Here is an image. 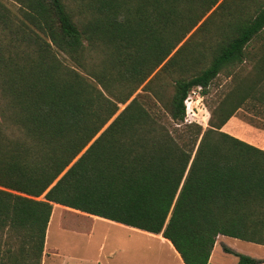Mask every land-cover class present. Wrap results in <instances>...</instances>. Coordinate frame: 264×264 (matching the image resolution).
I'll list each match as a JSON object with an SVG mask.
<instances>
[{
	"label": "trees",
	"instance_id": "obj_1",
	"mask_svg": "<svg viewBox=\"0 0 264 264\" xmlns=\"http://www.w3.org/2000/svg\"><path fill=\"white\" fill-rule=\"evenodd\" d=\"M12 1L34 35L0 57V264H41L54 205L161 234L183 264L218 236L264 246V148L222 130L264 129V0ZM220 74L208 127L184 123Z\"/></svg>",
	"mask_w": 264,
	"mask_h": 264
},
{
	"label": "rangeland",
	"instance_id": "obj_2",
	"mask_svg": "<svg viewBox=\"0 0 264 264\" xmlns=\"http://www.w3.org/2000/svg\"><path fill=\"white\" fill-rule=\"evenodd\" d=\"M1 5L4 10L1 9L0 12L5 16L1 15L0 18V57H15L9 49L13 41L20 40L24 34L27 37L34 33L30 28L18 30L17 26L22 19L19 5L12 0H1ZM263 48L264 33L247 49L248 57H260ZM57 57L66 56L58 54ZM63 61L71 65L66 58H63ZM228 82L229 78L220 74L212 82L206 95H202L201 91L197 98L191 95L188 100L192 111H189L187 119L202 126L203 129L207 128L210 109L221 101ZM122 108L123 106H120V109ZM234 128L237 131H234ZM224 131L259 148H264V129L247 124L241 119L240 114L225 124ZM89 220L94 219L83 213L53 208L46 230L41 264H182L161 238L106 223L103 219L93 222ZM79 226L87 231L77 232ZM225 241L224 243L236 252L237 250L252 252V256L264 257V246L233 238H227ZM229 254L227 258L235 259V254Z\"/></svg>",
	"mask_w": 264,
	"mask_h": 264
},
{
	"label": "crops",
	"instance_id": "obj_3",
	"mask_svg": "<svg viewBox=\"0 0 264 264\" xmlns=\"http://www.w3.org/2000/svg\"><path fill=\"white\" fill-rule=\"evenodd\" d=\"M233 118V117H232ZM231 118V119H232ZM224 128L225 126H223L222 130L224 131ZM234 131H237L235 130V128L233 129ZM234 136V135H233ZM236 137V136H235ZM238 138V137H237ZM240 139V138H239ZM242 140V139H241ZM53 208H59L58 206L54 205ZM95 220H102V219H99V218H96ZM104 222L107 223L106 220H104ZM112 223V222H111ZM115 225V223H113ZM118 225V224H117ZM147 234V233H146ZM151 235V234H150ZM152 236H155L154 234ZM155 237H158V238H161V240H164L168 246L173 250L175 256L181 261L179 255L176 253V251L173 249L172 245L170 244L169 241L165 240L162 238L161 234L159 235H156ZM227 238L229 237H225V236H218L216 238V241H215V244H214V247H213V250H212V253L210 255V258H209V262L211 264H222L224 261L226 262V264H236L238 259L237 257H235V259H229L227 258V256H229L230 254L229 253H226L224 249H229L230 251L234 252V253H240V254H243L245 256H248V257H251L253 259H256V260H261V261H264V257H255V256H252V252H241L240 250H237V252L235 250H233L232 248H230L228 245H226L224 242H226L225 240H227ZM252 244V243H251ZM216 256H219L218 258H216ZM215 257V258H214ZM214 259L216 262H214ZM182 262V261H181ZM183 264V263H182ZM261 264H264L261 263Z\"/></svg>",
	"mask_w": 264,
	"mask_h": 264
},
{
	"label": "built area",
	"instance_id": "obj_4",
	"mask_svg": "<svg viewBox=\"0 0 264 264\" xmlns=\"http://www.w3.org/2000/svg\"><path fill=\"white\" fill-rule=\"evenodd\" d=\"M199 93H200V88H197V89H193L189 94H188V96H187V98L185 99V101H184V105H185V117H184V122H189V123H191L192 121H190V120H188L187 119V115H188V113H189V111L191 112L192 111V109H191V107L189 106V98H191L192 96H194V97H199ZM192 95V96H191Z\"/></svg>",
	"mask_w": 264,
	"mask_h": 264
},
{
	"label": "bare ground",
	"instance_id": "obj_5",
	"mask_svg": "<svg viewBox=\"0 0 264 264\" xmlns=\"http://www.w3.org/2000/svg\"><path fill=\"white\" fill-rule=\"evenodd\" d=\"M107 223H110V224H113V223H111V222H109V221H107ZM121 226V225H120ZM122 227V226H121Z\"/></svg>",
	"mask_w": 264,
	"mask_h": 264
}]
</instances>
